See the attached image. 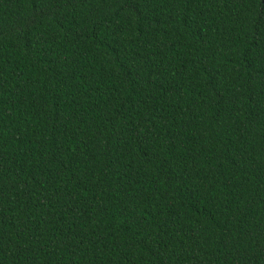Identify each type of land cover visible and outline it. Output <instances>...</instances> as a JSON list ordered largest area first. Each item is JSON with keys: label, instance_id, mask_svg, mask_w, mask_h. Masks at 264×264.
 <instances>
[{"label": "trees", "instance_id": "1", "mask_svg": "<svg viewBox=\"0 0 264 264\" xmlns=\"http://www.w3.org/2000/svg\"><path fill=\"white\" fill-rule=\"evenodd\" d=\"M0 264H264V0H0Z\"/></svg>", "mask_w": 264, "mask_h": 264}]
</instances>
